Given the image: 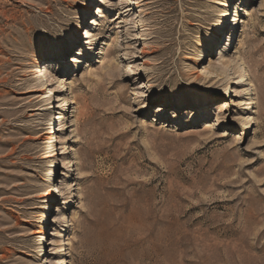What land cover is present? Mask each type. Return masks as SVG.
I'll return each instance as SVG.
<instances>
[{"label": "rangeland", "instance_id": "1", "mask_svg": "<svg viewBox=\"0 0 264 264\" xmlns=\"http://www.w3.org/2000/svg\"><path fill=\"white\" fill-rule=\"evenodd\" d=\"M262 64L264 0H0V264H264Z\"/></svg>", "mask_w": 264, "mask_h": 264}, {"label": "bare ground", "instance_id": "2", "mask_svg": "<svg viewBox=\"0 0 264 264\" xmlns=\"http://www.w3.org/2000/svg\"><path fill=\"white\" fill-rule=\"evenodd\" d=\"M101 2H102V4L103 5H105V0H100ZM237 10H239V6L237 7ZM103 11V7H100V6H98L97 7V12H102ZM229 17H230V15H229ZM220 24H223V20H222V18L220 19V21L219 22H217V24H216V29L213 31V34L214 35H217L220 31H219V28L218 27H220ZM76 31H77V33H81V30L77 27V29H76ZM211 41V43H214V39H211L210 40ZM200 59V56L198 57V58H196V60H199ZM232 61L231 60H226V61H224V64H223V66L224 67H226V66H228L230 63H231ZM262 65H264V64H262ZM201 66H202V69H200L199 70V73L200 74H205V73H209V65L207 64V63H202L201 64ZM264 68V67H263ZM262 69V68H261ZM237 72H238V77L240 78V79H243V80H247V72H246V69L244 68V67H241V68H239V69H237ZM34 73H36V78H35V80H36V83H40V82H43L40 86L41 87H39L38 88V91H42V94H44V95H47L46 96V99L48 98V100H49V106H52V108H54L55 106L53 105L54 104V102H55V97H54V93H55V91H54V88L56 87L57 89H59V90H61V91H63V89L65 88V85H64V83H62V82H59L55 87H53L51 90L49 89V85H50V78H51V75H48V76H46V75H44V71L43 70H41V68H39V67H36V70H35V72ZM200 74H198V75H200ZM199 77V76H198ZM48 83V84H47ZM38 85V84H37ZM249 91L251 90V88L249 87V88H247ZM232 91V93L230 94V95H234V91L235 90H230V92ZM252 92V91H251ZM45 97V96H44ZM64 101L66 102V104H70V106H71V103H74V100L72 99V98H68V97H65L64 98ZM253 103H255L254 102V100H253V98L252 97H249L248 99H247V102H245V104L247 105H252ZM192 104H194V105H196L197 103H195V102H193ZM228 105H230V103H228L227 104V102H226V105H224V107H226V106H228ZM69 106V107H70ZM250 108H252V106H249V109ZM223 109V108H222ZM51 116H50V119H52L54 122H56L55 120L56 119H58L57 120V124H58V129L60 130V127L63 125V118L65 117V114L64 113H58V115L57 116H55V114H54V112H52V114H50ZM243 118H242V121H247V125H248V127H250V129L252 130L253 129V123H252V118H250V116L249 115H247V116H245V115H241ZM54 125H55V123H54ZM55 133V126H53V128H52V132H50L49 134H48V138L50 139V141L52 140V139H54L53 141H54V143L57 141V136L54 134ZM51 146V145H50ZM46 149H49V147H47ZM66 149V148H65ZM46 157H48V158H50L51 160H49V163H48V167H49V171H48V173H50L51 172V170H50V168H51V166H52V164L54 163V161H55V159H54V157H55V154H54V152L52 151L50 154H48ZM67 163L69 164V166H71L72 164H71V162L70 161H67ZM58 193H59V189L57 188V186L55 185V184H53L52 185V188H50L48 191H47V195L48 196H52V197H56L57 195H58ZM67 201L68 202H71L72 201V199L71 198H68L67 199ZM44 216H46V213H45V215ZM47 217L49 218V216L47 215ZM64 219V218H63ZM65 224H66V230L65 231H68L69 230V226H68V223H67V220H65ZM41 233H43V230L41 231ZM59 243H58V252H60V255H67V253H66V247H65V245L67 244L66 242H65V235L64 234H59V237H58V240H57ZM42 243H47V242H44V241H42ZM60 248V249H59ZM68 263V260H67V258L66 257H64V256H61V257H59L58 258V260H57V262H56V264H67ZM43 264H47V263H43Z\"/></svg>", "mask_w": 264, "mask_h": 264}]
</instances>
